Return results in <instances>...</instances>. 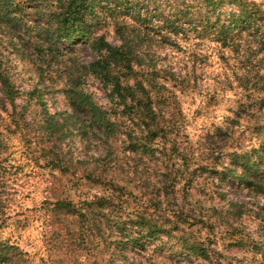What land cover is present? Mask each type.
<instances>
[{"label": "rangeland", "instance_id": "374dc122", "mask_svg": "<svg viewBox=\"0 0 264 264\" xmlns=\"http://www.w3.org/2000/svg\"><path fill=\"white\" fill-rule=\"evenodd\" d=\"M251 1L264 6V0ZM15 4L19 7L9 10L17 13L9 18L0 13V69L14 86L7 99L0 84V130L7 144L1 156L5 175L0 241L18 245L34 264H44L50 252L41 208L51 197L49 187H56L55 197L68 194L77 199L73 191L78 188L90 194L102 191L84 175L95 167L100 168L98 174L109 170L103 160L105 145L100 140L85 143L77 125L66 118L73 113L69 73L76 64L91 63L97 56L80 40L74 45L65 41L54 45L46 38L48 27L55 26L58 1L16 0ZM98 34L119 44L112 26L99 29ZM156 47L151 63L157 77L153 94L163 110L159 124L168 127L170 143L178 145L179 154L187 155L189 167L190 179L177 184L172 206H166V214L178 224L170 234L143 239V247L130 244L119 249L113 244L106 251L102 245L99 259L86 255L84 264H264V174L250 176L251 185L234 178L243 174L235 153L264 143V108L248 101L245 118L236 117L240 91L235 84L230 86L235 78L215 43L192 39L180 41L179 46ZM43 74L49 75L45 85ZM79 85L99 105L111 106L99 78L87 76ZM139 123L124 121L120 128L130 127L134 136L141 137L144 127L140 129ZM125 138L118 144L119 152L125 153L122 177L131 186L140 185ZM173 155L172 163H185L177 153ZM61 162L70 164L68 173L58 168ZM144 163V174L154 177L158 168L153 161ZM57 254L67 258L64 251ZM81 261L73 255L68 264Z\"/></svg>", "mask_w": 264, "mask_h": 264}, {"label": "trees", "instance_id": "16d2710c", "mask_svg": "<svg viewBox=\"0 0 264 264\" xmlns=\"http://www.w3.org/2000/svg\"><path fill=\"white\" fill-rule=\"evenodd\" d=\"M15 1L0 0L1 16L9 18L17 13L9 10L10 6L19 7ZM55 1L60 7L54 13V28L46 30V38L54 45L63 41L74 45L80 40L97 56L91 63L76 64L69 73L72 88L68 98L73 113L66 118L77 125L85 143L100 140L105 145L103 160L109 170L98 174L100 168L95 167L84 175L102 191L90 194L78 188L73 191L77 199L68 194L55 197L56 187H49L51 197L43 203L41 211L45 246L50 256L42 261L68 264L74 255L84 264L86 255L99 259L102 251L98 249L102 245L106 251L114 248L113 244L119 249L130 244L143 247V239L154 238L159 233L170 234L173 225L178 224L166 214V206H172L177 184L189 178V167L184 159L187 155L179 154L178 145L170 143L168 127L159 124L163 110L153 94L157 77L151 63L156 46H179L180 41L192 39L215 43L220 59L227 62L235 78L230 86L235 84V89L240 91L236 117L245 118L248 101L264 108V6L251 0ZM108 26L114 28L118 45L110 43L106 35L98 34L99 29ZM48 76L42 75L44 85ZM87 76L100 79L109 92L110 107L99 105L92 94L80 87ZM0 84L4 96L10 99L14 86L1 69ZM164 98L161 100L166 102ZM128 120L133 125L140 121L138 126L144 127L141 137L134 136L130 127L120 128V123ZM124 136L137 164L134 175L140 185L131 186V181L122 177L121 156L125 153L119 152L118 144ZM6 149V136L0 130V207L5 175L1 156ZM176 153L185 163L170 161ZM235 154L240 158L238 164L243 174L234 178L241 184L251 185L250 176L264 174L263 142L259 148ZM146 159L158 168L154 177L144 174L141 166L147 165ZM62 164L58 168L68 173L66 168L70 164ZM62 251L67 255L63 260L57 254ZM0 264H34V261L18 245L0 241Z\"/></svg>", "mask_w": 264, "mask_h": 264}]
</instances>
